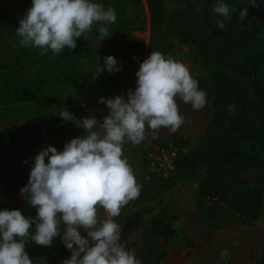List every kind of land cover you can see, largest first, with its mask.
I'll return each instance as SVG.
<instances>
[{"label": "trees", "instance_id": "obj_1", "mask_svg": "<svg viewBox=\"0 0 264 264\" xmlns=\"http://www.w3.org/2000/svg\"><path fill=\"white\" fill-rule=\"evenodd\" d=\"M116 2L124 10L127 3L137 0ZM216 2L183 0L180 8L163 14L157 23L172 41L195 45L201 56L200 65L207 71V75L197 81L212 106L210 123L197 136L198 142L194 147H190L185 138L174 140L177 152L173 166L174 177L197 181L195 205L200 217L211 226L237 219H254L264 206V0H257L258 8L249 7L245 21L239 20V12L248 6L249 0H237L231 18L225 20L223 28L215 24L209 14ZM136 20L124 16L115 32L123 35L125 27ZM19 40L8 45L16 54H6L1 61L2 68H7L0 73V77L4 75L8 81L2 93L4 99H57L55 90L60 84L76 83L89 88L100 84L99 76L94 78L96 70L84 73L78 67L81 57L98 53L90 46L87 33L77 38L76 49L65 48L60 61L46 69L43 75L29 79L24 78L20 70L25 67L22 61H29L31 53L27 47L19 45ZM4 45L0 28V46ZM105 53L106 57L114 56L121 68L115 73L105 69V75L117 83L119 73L132 64V46L110 44ZM73 94L67 95V99H71ZM230 104L236 106L235 115L228 111ZM24 121L38 130L44 127L69 138L74 136L77 127L55 114L37 115L33 121ZM48 141V137L39 134L0 135V186L6 183L11 192L20 193L28 183L35 156L48 147ZM252 166L257 167V177L263 190L252 187L242 178V173ZM173 180V177L164 178L149 171L145 160L144 172L138 181L140 195L131 200L132 204L137 206L155 199L170 189ZM4 209L19 210L26 217L37 214L36 208L26 199L21 205L13 206L0 193V210ZM144 215L143 211L133 210L114 218L121 225L119 243L125 244L128 250V236L144 224ZM176 220L175 215L161 210L148 222L136 256L141 264H161L166 251L154 247L157 237L163 241H181L189 249L193 247L191 237L174 225ZM29 232L30 237L35 234V225ZM30 237L25 251L40 262L63 264L70 258L58 249L60 236L53 239L50 247L37 245ZM256 264H264V253Z\"/></svg>", "mask_w": 264, "mask_h": 264}, {"label": "clouds", "instance_id": "obj_2", "mask_svg": "<svg viewBox=\"0 0 264 264\" xmlns=\"http://www.w3.org/2000/svg\"><path fill=\"white\" fill-rule=\"evenodd\" d=\"M249 7L258 8L257 0H249L240 10V21L247 19ZM213 11L231 18L224 0H217ZM116 19L113 7L105 9L93 0H32L16 34L21 37V47L58 55L65 48L76 49L77 38L91 32L96 22L105 25L99 29L101 39L108 37L106 25ZM218 23L224 27L223 21ZM105 69L109 73L121 70L111 55L104 58L103 67L98 65L94 78ZM135 75L136 88L130 89L126 98H100L99 103L109 110L102 123L94 116L77 120L66 108L58 112L62 120L83 128L86 135L65 143L63 151L49 145L35 156L28 183L20 193L37 214L26 217L19 210H0V264H34L25 251L32 225L35 234L30 238L37 245L50 247L60 236L71 251L63 264H141L133 251L119 243L121 225L114 219L99 220L98 208L115 218L140 195L141 186L123 152L124 144H141L146 126L153 138L161 128L176 133L184 124L177 98L201 110L207 104V94L186 64L159 51H152ZM235 108L230 104L229 113L235 115ZM80 228L87 236L81 235Z\"/></svg>", "mask_w": 264, "mask_h": 264}, {"label": "rangeland", "instance_id": "obj_3", "mask_svg": "<svg viewBox=\"0 0 264 264\" xmlns=\"http://www.w3.org/2000/svg\"><path fill=\"white\" fill-rule=\"evenodd\" d=\"M101 3L107 9L108 6L114 8L117 19L111 25H106L109 36L101 39L99 29L105 26L103 22H96L92 26V31L87 33L89 44L98 53H91L88 57H81L78 60V67L84 73H91L96 70L98 65L104 66L103 60L106 57L105 50L110 44L124 43L132 46V64L123 69L119 75L117 83H113L111 78L105 75V70L99 75L100 84L95 88L86 85L77 86L76 83L60 84L55 92L57 99L48 97L35 98L31 100L4 99L2 93L7 86L6 76L0 77V135H23L39 134L48 137V146H54L58 151H63L65 143L75 137L86 135L85 130L76 127L74 136L63 137L58 133L49 131L44 127L40 130L26 124L24 119L33 121L37 115L42 117L47 114H55L65 110V108L77 119L94 116L98 122H103V117L108 115L109 110L104 103H99L101 97L105 99L123 95L127 97L128 91L136 88V72L139 70L140 63L149 57L152 51H159L166 56L171 55L175 59L183 62L190 69L194 79L199 80L207 75V71L200 65V53L193 44H181L172 41L164 34L160 25L163 14L181 7L183 0H137L135 3H127L124 10L120 8L116 0H93ZM230 8V15L233 12L237 0H224ZM217 3V2H216ZM216 3L210 8L209 14L213 22L219 25L218 21L227 19L213 11ZM32 6V0H0V28L5 39L4 46H0V73L6 71L1 63L4 55H15L16 52L9 48V43L16 39H21L16 34L19 21ZM137 19L136 22L125 27L124 34L120 35L115 29L120 24L121 19ZM31 53L29 61H22L25 66L20 70L24 78H32L43 75L49 67L55 65L62 58V52L58 55L50 50L46 54H41L40 49L27 47ZM71 99L67 95L72 94ZM76 93V95H75ZM180 114L184 117V124L180 129L172 134L167 128H161L153 138L151 130L147 129L145 140L134 145L130 142L125 143L123 152L128 157L136 181L138 183L144 172V161L149 150L153 147L166 142H174L176 139L185 138L190 147L197 145V136L204 132L212 117L211 103L207 102L201 110H194L191 104H185L177 98ZM7 119L5 121H2ZM18 119V122H14ZM10 127L9 129L7 128ZM6 125V126H3ZM53 140V141H52ZM47 163V158H46ZM173 184L167 191L163 192L155 199L134 206L132 201L122 207L120 214L138 210L145 212L144 224L128 236L129 250L135 256L141 249L142 234L148 222L161 210H166L177 217L174 225L183 230L193 240V247L187 248L181 241H163L160 237L155 239L154 247L166 254L161 259V264H256L257 260L264 253V206L258 216L251 220L237 219L231 223L220 225H209L199 215L195 205L196 180H187L181 176L173 177ZM242 178L252 187L263 190L257 177V167L252 166L242 173ZM2 197L11 205H21L25 198L20 193H13L8 189L7 184L0 186ZM98 219H114L102 208H98ZM63 230V225L61 226ZM82 236L86 231L78 229ZM58 249L61 253L71 257V251L58 240ZM34 264H45L38 259L29 256Z\"/></svg>", "mask_w": 264, "mask_h": 264}, {"label": "built area", "instance_id": "obj_4", "mask_svg": "<svg viewBox=\"0 0 264 264\" xmlns=\"http://www.w3.org/2000/svg\"><path fill=\"white\" fill-rule=\"evenodd\" d=\"M176 152L177 147L173 142L153 147L146 155L147 169L164 178L174 177L173 160Z\"/></svg>", "mask_w": 264, "mask_h": 264}]
</instances>
